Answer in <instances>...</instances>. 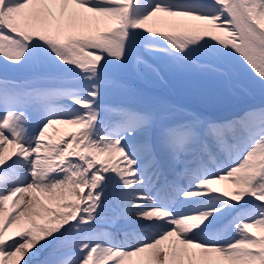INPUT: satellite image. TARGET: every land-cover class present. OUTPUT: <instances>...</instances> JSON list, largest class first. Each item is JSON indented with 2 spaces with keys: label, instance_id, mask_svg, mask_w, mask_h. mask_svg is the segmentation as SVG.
Here are the masks:
<instances>
[{
  "label": "snow or ice",
  "instance_id": "6c2138e0",
  "mask_svg": "<svg viewBox=\"0 0 264 264\" xmlns=\"http://www.w3.org/2000/svg\"><path fill=\"white\" fill-rule=\"evenodd\" d=\"M130 65L264 92V0H0V264H264V106L110 100Z\"/></svg>",
  "mask_w": 264,
  "mask_h": 264
},
{
  "label": "rangeland",
  "instance_id": "374dc122",
  "mask_svg": "<svg viewBox=\"0 0 264 264\" xmlns=\"http://www.w3.org/2000/svg\"><path fill=\"white\" fill-rule=\"evenodd\" d=\"M29 71L26 69L19 73L9 72L8 75L9 78L19 80L26 78L29 75ZM124 76L131 86L130 90L111 95L109 97L110 100L162 99L184 112L197 113L204 119L216 121L233 117L235 113L245 107L264 106V92L258 86L246 81V90L230 92L217 87L212 82L170 78L167 82L161 83L154 78L138 79L134 65H130V70H126ZM71 131H75V129L67 127V132ZM214 187L222 189L224 185H215ZM112 215V210L106 211L105 220L101 221V231H112L108 220Z\"/></svg>",
  "mask_w": 264,
  "mask_h": 264
},
{
  "label": "bare ground",
  "instance_id": "6f19581e",
  "mask_svg": "<svg viewBox=\"0 0 264 264\" xmlns=\"http://www.w3.org/2000/svg\"><path fill=\"white\" fill-rule=\"evenodd\" d=\"M153 22H151V24H153ZM127 70H130V66L128 67ZM54 127L59 129V131L55 132L52 129H50L49 133L47 134V135H50V136L53 137V141H55L57 138H59V136L63 135L65 129L67 128L66 126H61V125H57V126H54Z\"/></svg>",
  "mask_w": 264,
  "mask_h": 264
}]
</instances>
